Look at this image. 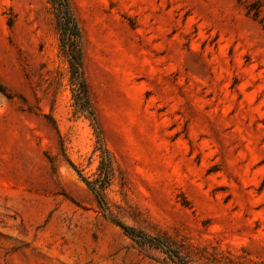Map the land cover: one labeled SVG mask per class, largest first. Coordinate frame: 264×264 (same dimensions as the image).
I'll return each instance as SVG.
<instances>
[{"label":"rangeland","instance_id":"rangeland-1","mask_svg":"<svg viewBox=\"0 0 264 264\" xmlns=\"http://www.w3.org/2000/svg\"><path fill=\"white\" fill-rule=\"evenodd\" d=\"M71 2L109 210L70 164L94 180L100 152L49 1L0 0V264H177L111 218L186 264H264V0Z\"/></svg>","mask_w":264,"mask_h":264},{"label":"trees","instance_id":"trees-1","mask_svg":"<svg viewBox=\"0 0 264 264\" xmlns=\"http://www.w3.org/2000/svg\"><path fill=\"white\" fill-rule=\"evenodd\" d=\"M52 8L57 31L59 33V47L62 56L69 65V87L72 98V106L75 113L86 116L92 123L97 136V151L100 152V165L98 176L91 180L85 177L78 167L70 162L71 166L80 174L103 211H108L107 190L112 185L115 169L114 158L104 143L102 131L98 122L95 108L90 95V88L85 72V50L82 29L78 22L71 0H48ZM245 4L248 0H236ZM249 14L253 13L255 19L260 18V7L257 3L247 5ZM53 122V119H51ZM55 127V123H54ZM55 129L58 131L57 127ZM111 220L135 242L142 246L155 247L163 250L177 264H186L180 252L172 243L163 237H153L142 231L129 227L114 218Z\"/></svg>","mask_w":264,"mask_h":264}]
</instances>
